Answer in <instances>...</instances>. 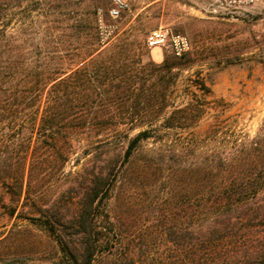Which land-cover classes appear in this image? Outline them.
<instances>
[{
    "label": "trees",
    "instance_id": "obj_1",
    "mask_svg": "<svg viewBox=\"0 0 264 264\" xmlns=\"http://www.w3.org/2000/svg\"><path fill=\"white\" fill-rule=\"evenodd\" d=\"M72 30L41 51L0 29L7 217L41 231L54 264L264 258V122L232 130L201 72L183 75L188 54L155 63L128 32L98 52V29Z\"/></svg>",
    "mask_w": 264,
    "mask_h": 264
},
{
    "label": "rangeland",
    "instance_id": "obj_2",
    "mask_svg": "<svg viewBox=\"0 0 264 264\" xmlns=\"http://www.w3.org/2000/svg\"><path fill=\"white\" fill-rule=\"evenodd\" d=\"M126 1L128 11L112 19L111 0H0V29L7 30L11 41L41 51H52L60 41L75 44V25L98 29V52L128 32L137 37L150 60L160 63L172 55L165 48L147 49L144 40L150 31L168 27L191 43L192 67L183 75L200 71L214 97L222 99L231 129L253 137L264 122V9L228 16L212 13L211 0ZM69 170L70 163L65 166V172ZM254 202L264 207V193ZM29 212L26 206L24 215ZM260 230L264 238V227ZM46 241L28 220L9 219L0 206V264H54L55 252L45 246ZM239 262L264 264V258Z\"/></svg>",
    "mask_w": 264,
    "mask_h": 264
},
{
    "label": "built area",
    "instance_id": "obj_3",
    "mask_svg": "<svg viewBox=\"0 0 264 264\" xmlns=\"http://www.w3.org/2000/svg\"><path fill=\"white\" fill-rule=\"evenodd\" d=\"M212 13L218 15H238L251 8L264 9V0H211ZM129 5L126 0H111L108 15L112 19H118L127 12ZM99 28L101 30V12L98 10ZM145 47L149 50L165 48L175 58H181L191 51L190 40L181 34L172 32L168 27H159L150 31L144 40Z\"/></svg>",
    "mask_w": 264,
    "mask_h": 264
}]
</instances>
